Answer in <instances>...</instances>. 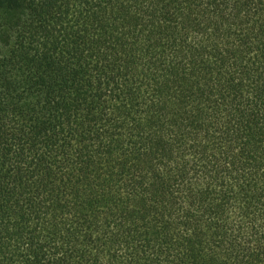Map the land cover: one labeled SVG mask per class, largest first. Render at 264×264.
I'll use <instances>...</instances> for the list:
<instances>
[{
  "label": "trees",
  "instance_id": "obj_1",
  "mask_svg": "<svg viewBox=\"0 0 264 264\" xmlns=\"http://www.w3.org/2000/svg\"><path fill=\"white\" fill-rule=\"evenodd\" d=\"M0 264H264V0H0Z\"/></svg>",
  "mask_w": 264,
  "mask_h": 264
}]
</instances>
